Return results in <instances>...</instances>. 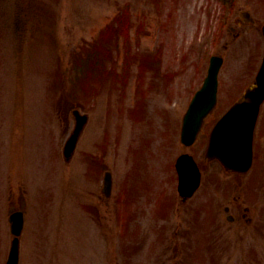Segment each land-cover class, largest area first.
Returning a JSON list of instances; mask_svg holds the SVG:
<instances>
[{
  "label": "rangeland",
  "instance_id": "obj_1",
  "mask_svg": "<svg viewBox=\"0 0 264 264\" xmlns=\"http://www.w3.org/2000/svg\"><path fill=\"white\" fill-rule=\"evenodd\" d=\"M126 6L127 45L119 20ZM240 9L257 23L222 34L217 50L227 57L240 46L223 74L219 112L253 80L248 68L264 46V0H0V264L16 209L25 213L20 264H264V184L259 194L253 184L264 170L227 174L205 162L200 141L186 147L179 134L219 24L227 15L230 27ZM108 47L113 61L103 71L99 56L90 71L96 51ZM76 107L89 121L67 161ZM182 152L194 153L204 172L187 202L172 164ZM106 170L113 174L110 196L103 192ZM213 181L221 184L217 192ZM127 190L121 236L120 195ZM208 199H216L220 219L210 203L201 208L202 228L197 211ZM246 206L253 221L239 215Z\"/></svg>",
  "mask_w": 264,
  "mask_h": 264
},
{
  "label": "water",
  "instance_id": "obj_2",
  "mask_svg": "<svg viewBox=\"0 0 264 264\" xmlns=\"http://www.w3.org/2000/svg\"><path fill=\"white\" fill-rule=\"evenodd\" d=\"M217 71L218 70L215 67L210 69V74L204 87L195 96L190 110L185 117L183 139L187 143L194 140L196 131L198 130L197 128H199L204 114L208 112L210 107L213 106V103L215 102ZM263 100L264 60L255 81L228 111L217 129H214L211 142L206 153V159L208 161L214 158H223V160L227 163L226 164L223 161L228 170L246 171L248 169L251 157L253 129ZM73 113L75 115L76 124L64 146V154L67 159H70L73 155L84 125L88 120V116L86 114H82L78 109H75ZM190 164V171H183L184 176L182 187L185 191L187 183L190 182L193 184V189L185 195H189L193 192V190H195L200 179V173L197 165L194 162H191ZM242 164H245L246 166L244 168L240 167ZM111 185V172L108 171L105 177V191L108 194L110 193ZM10 222L11 230L15 235V238L12 241L7 264H19V236L21 235L24 227L23 212H13L10 215Z\"/></svg>",
  "mask_w": 264,
  "mask_h": 264
},
{
  "label": "flooded vegetation",
  "instance_id": "obj_3",
  "mask_svg": "<svg viewBox=\"0 0 264 264\" xmlns=\"http://www.w3.org/2000/svg\"><path fill=\"white\" fill-rule=\"evenodd\" d=\"M239 20H240V18L238 19V21ZM239 34H240V31H238L236 35H239ZM254 150H255L256 158L258 157L264 161V106L262 108L260 118L258 120L257 127H256ZM247 214H249V212L247 211V208H245L243 210V212L239 213V215H241L243 217H247L246 218L247 221H251L252 218L250 216H247ZM236 218H237V216H236V214H234V219H236Z\"/></svg>",
  "mask_w": 264,
  "mask_h": 264
},
{
  "label": "trees",
  "instance_id": "obj_4",
  "mask_svg": "<svg viewBox=\"0 0 264 264\" xmlns=\"http://www.w3.org/2000/svg\"><path fill=\"white\" fill-rule=\"evenodd\" d=\"M124 19V16H123V18L122 19H120V20H123ZM122 26H123V23H122V21H121V23H120ZM123 28V27H122Z\"/></svg>",
  "mask_w": 264,
  "mask_h": 264
}]
</instances>
